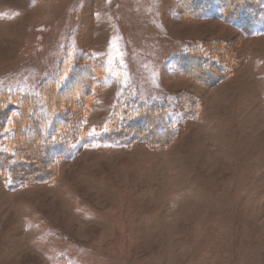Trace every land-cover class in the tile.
<instances>
[{"label": "rangeland", "instance_id": "rangeland-1", "mask_svg": "<svg viewBox=\"0 0 264 264\" xmlns=\"http://www.w3.org/2000/svg\"><path fill=\"white\" fill-rule=\"evenodd\" d=\"M18 3L0 0V86L35 87L83 56L104 75L85 126L137 91L169 101L177 131L161 147L76 145L43 183L0 172V264H264V30L190 15L179 0ZM193 43L220 46L229 75L207 86L180 71L172 57ZM81 101L61 97V125Z\"/></svg>", "mask_w": 264, "mask_h": 264}, {"label": "trees", "instance_id": "trees-1", "mask_svg": "<svg viewBox=\"0 0 264 264\" xmlns=\"http://www.w3.org/2000/svg\"><path fill=\"white\" fill-rule=\"evenodd\" d=\"M179 3L190 15L231 22L249 35L264 30V0H179ZM191 45L172 57L180 71L207 86L229 75L231 67L223 60L220 46ZM82 57L69 70L67 66L61 67L62 74L42 77L35 87L0 86V172L13 185L50 181L56 163L69 157L79 144L146 142L161 147L174 138L177 127L173 124L176 119L173 117L172 122L168 117L170 102L165 106L142 98L137 91L116 99L99 128L85 126L83 113L89 109L104 75L102 63ZM72 93L83 94L81 116L77 112L73 120L61 125V97ZM197 108L196 102L192 107L186 105L181 115L190 118Z\"/></svg>", "mask_w": 264, "mask_h": 264}, {"label": "bare ground", "instance_id": "bare-ground-1", "mask_svg": "<svg viewBox=\"0 0 264 264\" xmlns=\"http://www.w3.org/2000/svg\"><path fill=\"white\" fill-rule=\"evenodd\" d=\"M6 4H8V5H10V6H13V5H15V6H18V7H20L21 5L18 3V0H6Z\"/></svg>", "mask_w": 264, "mask_h": 264}]
</instances>
